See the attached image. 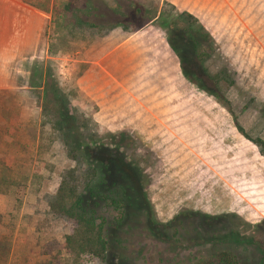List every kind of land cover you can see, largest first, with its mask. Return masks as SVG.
I'll use <instances>...</instances> for the list:
<instances>
[{
    "label": "rangeland",
    "instance_id": "rangeland-1",
    "mask_svg": "<svg viewBox=\"0 0 264 264\" xmlns=\"http://www.w3.org/2000/svg\"><path fill=\"white\" fill-rule=\"evenodd\" d=\"M137 30L139 50L155 47V57H104ZM93 60L119 74L116 89L95 97L83 88ZM58 108L91 146V164L130 180L124 219L95 207L109 223L106 261L81 264L210 258L223 244L205 239L207 219L241 236L238 264H264V154L237 129L264 141V0H0V264L75 256L64 247L71 222L49 211L77 167Z\"/></svg>",
    "mask_w": 264,
    "mask_h": 264
},
{
    "label": "trees",
    "instance_id": "trees-1",
    "mask_svg": "<svg viewBox=\"0 0 264 264\" xmlns=\"http://www.w3.org/2000/svg\"><path fill=\"white\" fill-rule=\"evenodd\" d=\"M89 9L96 11L97 7L91 4ZM146 22L141 23L137 27H142ZM173 40L176 41V37ZM184 40L186 41L187 39L185 38ZM169 45L175 52L177 51L171 42ZM40 76L42 79L45 77L41 74ZM47 77L48 81H52L49 76ZM51 85L53 86L52 90L50 89ZM48 88L56 99L58 107L61 95L57 84L50 82L48 83ZM57 111L56 123L61 128L70 124L69 118L71 120L74 119L71 114L64 118L59 113V108ZM237 129L246 138L259 146L261 154H264L263 140L250 137L239 125H237ZM60 135L67 148V154L77 163V167L66 170L62 175L49 202L50 213L56 217L68 220L72 225L70 233L65 236L64 247L75 256L67 264H81L77 259L80 256H86L104 263L108 251L109 223L104 216L98 213L95 207L98 206L99 201L104 202L119 212V222L124 219L128 207L132 206V204L131 202L128 204L125 202L122 192L123 186L130 185V180L126 176L127 174H122L119 168L113 165L102 161L99 162L100 166L91 164L94 160L92 152H90L91 146L85 144V142L83 143L81 140L82 134L78 131L68 127V130L62 131ZM82 159L89 161V166L78 167V162ZM114 174L116 177L120 176L117 177L120 179L118 184L115 181H110V179L114 178ZM223 218V216L219 218L220 222ZM207 221V236H204L205 239H207V242H213L214 244L222 243L223 246L217 247L215 245V250L210 258L198 260L192 264H238L235 249L237 248L236 243L240 244L242 242L241 236L231 229L220 228L217 223H209L208 219ZM148 230L156 232L158 228L156 225L150 224ZM175 232H178L177 228Z\"/></svg>",
    "mask_w": 264,
    "mask_h": 264
},
{
    "label": "crops",
    "instance_id": "crops-1",
    "mask_svg": "<svg viewBox=\"0 0 264 264\" xmlns=\"http://www.w3.org/2000/svg\"><path fill=\"white\" fill-rule=\"evenodd\" d=\"M144 32L145 31H140V30L134 31L129 36L125 37L118 45H116V47L113 50H111V52L106 53L104 57L110 58L113 51H119L118 53L122 52L121 56H119V54L117 53L118 54L117 58H118V56L121 58V59L119 58L120 61L123 60V57H127L128 55L130 57L133 56L134 59H135V57H137V58L140 57L141 53L143 54L144 52L139 50L138 45L140 42L138 41V39H139V36ZM146 43H148V42L146 41ZM163 43L164 42L162 41V44ZM161 46H162V51H163L164 45H159V47H161ZM156 50L157 49H155V47L153 49H149L147 47L144 55H146V56L151 55V57H155ZM153 51H154V53H153ZM167 53L169 54V52H167ZM137 60L138 59H136L135 61H137ZM147 60H149V59H147ZM102 61L104 62V60H102ZM102 61H100V63H99L98 61L93 60L91 62L92 64L90 65L91 67H89L85 70V72L87 74L91 75L92 82L91 83L87 82L86 87H83V88H85L86 91H88V94L91 95V97H95L96 94L105 95L107 92H109L113 88L116 89V86H115V84H112V81H113V78L117 79L116 77H118L119 74L117 72H114L112 69H110L108 64L101 63ZM99 72H103V73L99 74ZM98 75H99V77H97ZM98 78H100L99 80H101V82L100 81L98 82ZM96 84H98L99 86H96ZM116 84H117V82H116ZM124 90L127 91L126 89H124ZM93 117L96 118L95 114H93Z\"/></svg>",
    "mask_w": 264,
    "mask_h": 264
}]
</instances>
